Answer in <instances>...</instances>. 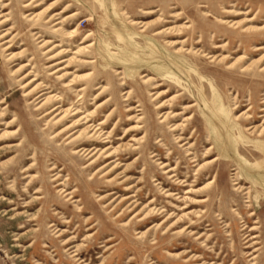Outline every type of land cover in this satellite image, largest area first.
<instances>
[{"label":"rangeland","instance_id":"rangeland-1","mask_svg":"<svg viewBox=\"0 0 264 264\" xmlns=\"http://www.w3.org/2000/svg\"><path fill=\"white\" fill-rule=\"evenodd\" d=\"M263 54L264 0H0V264H264V137L244 132L264 128ZM58 99L104 103L95 124L112 113L105 132L117 128L130 173L110 186L124 167L100 179L104 163L89 171L51 140ZM210 141L220 160L197 180ZM64 166L71 201L52 181Z\"/></svg>","mask_w":264,"mask_h":264},{"label":"bare ground","instance_id":"bare-ground-1","mask_svg":"<svg viewBox=\"0 0 264 264\" xmlns=\"http://www.w3.org/2000/svg\"><path fill=\"white\" fill-rule=\"evenodd\" d=\"M49 9V7H48ZM47 9V10H48ZM46 10V11H47ZM50 10V9H49ZM37 17V16H36ZM8 32V31H7ZM5 34V33H4ZM163 33L159 32L157 33L156 35H161ZM8 36V35H7ZM48 44V43H47ZM179 43L178 42H168V46L169 47H175L177 46ZM55 45V44H54ZM58 45V44H57ZM92 46V44H91ZM63 47V46H62ZM85 47V46H84ZM11 48V47H10ZM59 47H57L58 49ZM180 48V47H179ZM83 49V48H82ZM49 50V49H48ZM84 50V49H83ZM258 51L259 50H262V49H257ZM85 51V50H84ZM175 51V50H174ZM178 51V50H177ZM50 53V52H49ZM48 53V54H49ZM65 53V52H64ZM76 53V52H75ZM256 53V52H255ZM260 53V52H259ZM57 54V53H56ZM191 54V53H190ZM67 55V54H66ZM209 55V54H208ZM206 54H203L202 57H206L207 59H210V60H213V59H216L217 57H214V56H208ZM14 56V55H13ZM49 56V55H47ZM72 56V55H71ZM222 56V55H221ZM11 57V55H10ZM52 57V56H51ZM58 57V56H57ZM71 59V58H70ZM84 59V58H83ZM16 60H19V58H17ZM56 60V59H55ZM60 60V59H59ZM258 60V59H257ZM260 61H264V54L260 57L259 59ZM72 61V59H71ZM84 61V60H83ZM53 62V61H52ZM85 62V61H84ZM253 62V61H252ZM70 63V62H69ZM94 63V60L91 61L89 64H93ZM212 63V61L210 62ZM229 63V62H228ZM87 64V63H85ZM31 65V64H30ZM59 65V64H57ZM56 65V66H57ZM27 66L24 65L22 67H25ZM20 67V68H22ZM58 67V66H57ZM81 67V66H80ZM28 68V67H27ZM62 69V68H61ZM77 69V68H76ZM80 70V69H79ZM79 70L77 71V73L79 72ZM63 71V70H62ZM59 72V71H58ZM30 74V73H29ZM29 74H26L24 76V78H29ZM34 74V73H33ZM65 74V73H64ZM76 74V73H75ZM32 75V74H31ZM86 75V74H85ZM78 76V75H77ZM69 77V76H68ZM78 78V77H77ZM81 78V77H80ZM34 80V79H33ZM64 80V79H63ZM147 81H152L154 82V80L152 79H147ZM32 84L34 81H31ZM31 82H28L27 84H30ZM64 82V81H63ZM158 83V82H156ZM69 84V83H68ZM67 85V84H66ZM35 87V86H34ZM76 87V86H75ZM23 88V87H22ZM21 88V89H22ZM72 88V87H71ZM160 88V87H159ZM34 89V88H33ZM158 89V88H157ZM46 90V89H45ZM100 90V87L99 88H96L94 89L93 91H98ZM32 91V90H31ZM103 91L104 89L98 93V95L96 97H94V100L95 101H98L101 97H102V94H103ZM29 93H25L24 96H29L28 95ZM161 93H157V96L156 98L159 97ZM81 95V94H80ZM43 96V95H42ZM51 97V96H50ZM49 98H46L45 101L40 105V103H38L36 105L37 107V111L41 110L46 104L49 103V101L47 100ZM183 99V98H182ZM53 100V99H52ZM59 101H55V102H52V103H55L53 105V107L45 112L44 114V117L46 118H51L48 122H50L51 120L54 121V124L53 125H59L58 129H56L55 133L52 135L51 137V140L52 141H55V140H60L62 138H64V146H67V147H73V154L74 155H80L82 157V161L86 164L87 163V166L85 167L86 169L88 168L89 171L93 170L94 168H96L97 166L101 165L102 163H104V165L100 166L94 173V176L95 175H99V174H103L101 175L100 179L103 178V179H107L108 177H110L112 174H115V172H117L118 170L122 169L123 167L125 168L123 171H121L120 173H118L117 175H115L113 177V179H109L106 181L107 184H109L110 186L113 185L116 180L119 179V177L121 175H126L128 173H130L129 169L127 168V166L125 167V165H122L121 163V160L123 158V156H118V151L120 150L119 148L115 149L112 145H113V142H111L113 140V135L114 133L117 132V128L116 129H113L112 131H109V132H105V128L106 127V121L107 119L110 120L112 118V113H109L108 115H106V121H99L96 123V121H98V114H97V111H99L100 109H102V106L103 104L101 105H97L95 104V111L93 112H88V113H85V112H82V107H80V105L78 104H72V106H69L68 108H64V102L63 101H60V99H58ZM43 101V100H42ZM185 101V100H184ZM66 104V103H65ZM194 106V105H193ZM192 106V107H193ZM138 108H140V105L136 106ZM162 107H164V105H162V103L160 105H158V107L156 109H161ZM133 109H130L128 110V112L132 111ZM46 111V110H45ZM137 111H140V110H137ZM169 113V112H168ZM165 114V113H164ZM241 115H244L243 113ZM240 115V116H241ZM246 115V114H245ZM177 117V116H176ZM138 120L135 121L134 123H136V125L134 126H131L129 127L128 129H126L124 131V134L122 135V137L116 139V140H119V141H124L126 138H128L134 131L136 130H133V128H141L138 123H139V120L140 118L137 117ZM172 119H174L175 117H171ZM170 117H165L162 116L160 117V119H162L161 123L163 122H169ZM238 117H236V120H237ZM15 119H13L11 122L7 123L6 124V128H9L11 126V124L14 122ZM176 126V125H175ZM235 127V126H234ZM232 128H233V125H232ZM181 129L180 128H177V127H172L171 128V131L172 132H177V131H180ZM244 132H246V134L248 136H250L251 138H255L256 139H261L264 137V128H260L259 126H249V127H246L244 129ZM181 136L185 135V132H182L180 134ZM181 136L178 137V143L184 141L185 139H181ZM129 142H136V139L131 137V139L129 140ZM209 144L210 147L208 149H206V155L203 156L204 160L206 161H203L202 164L200 165H197L199 166L198 167V173L196 174L197 175V180H201L202 178L205 177V174H206V169L212 167L215 163H217L220 158L219 157H214L213 159L211 160H208V158H210V156L213 154L214 151L217 150V147L218 146H215V144L213 142H207L206 145ZM16 145H12V148H14ZM99 146H102L103 148H98ZM134 147V146H133ZM121 149H124V150H132V151H135V150H138L139 147H134V148H131L130 145H123L122 147H120ZM129 155H131V153H129ZM160 156V155H158ZM157 155L155 157H158ZM219 156V155H218ZM262 156L264 157V149L262 150ZM34 157L31 156L29 159L26 158L23 160V163H26L28 162L29 160H32ZM255 158H258V157H255ZM128 159V158H127ZM136 160V159H135ZM35 162V160L33 159L31 164L24 168V171H23V174H26L25 175V179L27 178H30V182L28 183L29 185V188H31L32 186H35L38 182H37V176H34V177H31V176H28L29 173L33 170V163ZM121 162V163H120ZM195 162V161H194ZM61 165V163L59 164V162H55V164H53L51 166V169L49 172H55L59 169V166ZM161 169H165V165H163L162 163L159 164ZM68 169L67 166H64V168H61L58 173H56L55 175H53V182L57 183V187L59 186H62V188L60 189V194L64 196V198H68L67 201H71L73 200L75 197H76V194H77V190L74 189L72 191H69L70 188H69V180L67 179L66 182H60L62 177L60 176V173H63L64 170ZM171 169V168H170ZM172 170H169V171H164L163 174L167 175L171 172ZM176 177V176H175ZM128 178V177H127ZM94 178H91L90 180H93ZM126 179V178H125ZM124 179V180H125ZM123 180V181H124ZM204 181V180H203ZM125 182V181H124ZM124 182H122L121 184H124ZM202 183V182H201ZM212 182H207L203 187V188H207ZM117 184V183H116ZM134 186V185H133ZM109 186H106L104 189H108ZM130 188V187H129ZM194 188V187H193ZM115 189V188H113ZM201 189V188H200ZM30 192V191H29ZM37 194H41V191L40 190H36L34 195H37ZM107 194V193H106ZM108 196V195H105V196H102L100 197V200L102 199H105V197ZM132 198V197H131ZM43 198L42 197H39L38 199H35L36 200V203L34 202H28V203H25L24 205V208L27 209V211H30L32 210L36 204L40 203V201L42 200ZM121 199V198H120ZM125 199V198H124ZM200 200V199H199ZM200 202V201H199ZM17 205V204H16ZM136 205V204H135ZM128 208V207H127ZM85 209H83L81 212H79V214H83ZM12 211H14V209H12ZM135 215V214H134ZM29 216V215H27ZM126 216V215H125ZM139 218V217H138ZM154 219V218H153ZM172 219V218H171ZM178 219V218H177ZM180 219V218H179ZM165 220V219H164ZM163 220V221H164ZM30 222L32 223L33 222V219H30ZM90 222V221H89ZM88 225V224H87ZM183 229V228H182ZM181 231V230H180ZM60 232V230L57 231V233ZM81 232V231H80ZM64 234L60 233L57 237L60 238L62 237ZM65 236V235H64ZM255 238V237H254ZM71 242L70 241H66V244H69ZM110 242V241H109ZM65 246V244H64ZM67 246V245H66ZM85 262V261H84Z\"/></svg>","mask_w":264,"mask_h":264}]
</instances>
